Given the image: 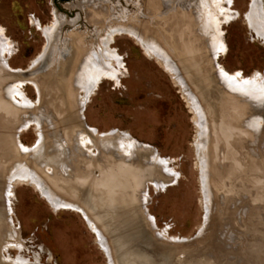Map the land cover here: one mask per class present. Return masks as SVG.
<instances>
[{"label":"rangeland","instance_id":"1","mask_svg":"<svg viewBox=\"0 0 264 264\" xmlns=\"http://www.w3.org/2000/svg\"><path fill=\"white\" fill-rule=\"evenodd\" d=\"M230 3L237 15L219 27L224 54L210 58L204 38L192 33L197 23L189 18L192 0H0V34L8 42L3 54L11 68H27L44 44L30 19L44 25L57 16L46 53L26 76L38 82L40 99L32 84L22 85L27 98L40 100L36 109L51 118L49 124L43 121L47 143L55 135L68 139L83 124L99 132L127 131L169 158L177 173L166 187L154 190L147 181L165 178L143 147L129 161L111 153L86 157L84 177H59V172L54 177L37 169L55 193L82 207L107 236L113 264H264V102L258 110L260 126L248 127L251 108L229 96L214 72L216 63L230 72L264 75V44L243 19L249 0ZM102 9L109 13L99 17ZM116 24L134 26L165 47L205 109L211 155L206 217L193 114L180 88L132 37L113 36L111 45L125 65L117 85L104 80L85 109L78 108L72 85L75 66L103 28ZM18 78L0 68V245L8 238L4 230L10 223L16 232L13 242H21L28 262L110 264L80 213L53 209L32 184L7 176L14 154L4 156L10 152L4 138L9 136L13 150V133L25 145L36 139L32 125L14 132L22 113L17 110L15 116L1 105L3 86ZM216 133L223 139L218 145ZM73 154L74 164L87 165L75 150ZM18 156L30 162L25 154ZM6 203L11 207L9 221ZM17 254L16 249L1 251L0 264H10L2 256L12 259Z\"/></svg>","mask_w":264,"mask_h":264},{"label":"bare ground","instance_id":"2","mask_svg":"<svg viewBox=\"0 0 264 264\" xmlns=\"http://www.w3.org/2000/svg\"><path fill=\"white\" fill-rule=\"evenodd\" d=\"M107 13H109L108 9H102L101 12H99V17H103ZM189 13L190 21H193V19L197 21L192 33L204 38V42L208 45L210 58H216L219 54H224L225 44L221 38L222 29H219V27L221 24L237 15V12L231 8L230 0H192ZM243 19L249 29H251L257 38H259L264 44V1L249 0ZM57 23V16L55 14H53L51 21L44 25L41 24L38 19H30V24L42 33L45 41L41 51L30 60L25 69L11 68L9 66L5 56L6 54H3L8 42L2 37L3 35L0 34V68L6 70L8 74L14 75L19 74L20 72H28L35 68L34 66L39 63L42 56L47 51L50 40L56 30ZM1 32L2 29L0 30V33ZM121 34H127L132 37L147 58L156 60L160 64L163 70L180 88V92L193 114V123L196 128V137L193 145L195 147L196 157L199 164V178L204 199V217H206L210 206L209 198L211 195L208 182V170L211 158L209 143L210 126L205 109L198 95L186 82L185 77L182 76L179 67L171 58L165 47L139 31L134 26L128 24L105 26L102 33L81 56L75 66L74 72L72 73V85L76 88L78 93L75 97L78 108L80 111L85 109L90 97L98 88V85L104 80H110L117 85L119 77L122 76V72L125 71V65L122 57L118 54L117 49L111 44L113 42V36ZM214 66L215 77L222 85L224 91L229 96L242 100V102L246 104L243 106L251 108L253 114H251L250 118L246 119V124L248 127L256 129L260 126V121L262 120L261 116L258 114V110H261L263 107L262 103L264 102V75L258 71H254L250 75H243L240 70L230 72L220 64L215 63ZM25 82L34 86L38 98L40 99V88L36 79H11L8 80L2 88L1 95L4 98V101L1 105L8 111H12L15 116L17 115V110H20L22 113L20 117L23 119L14 132L19 130L22 131L32 125L34 133L36 134V139L32 144L25 145L17 139L16 133H13V150V147H11L9 142V136L4 138L5 144L10 149V152H6L4 156L10 158V155L14 154V158L8 165L10 166V170L8 171L7 176L13 178L20 177L23 181L32 184L53 209L67 208L80 213L94 234L96 243L106 253L110 264H113L111 250L106 240L107 236H104L102 231L95 225L92 218L82 207L55 193L53 189L46 184V181H43L42 177L44 176H42L41 173L44 175L50 173L51 176H54L56 175V172H59V177H84L89 163H87L86 157L89 158L90 156L111 153L112 155L115 154L122 158L123 161H129L135 158V153L139 147L149 149L148 159L159 167L162 177L165 178L164 180L155 178L147 181V184L149 183L153 186L154 190L166 187L170 180L177 177V173L169 165V158L161 156L147 143L140 142L127 131L111 129L107 132H99L96 127L83 124V129L76 126L72 135H70L68 139L62 138V136L58 138L59 136L55 135L53 139L49 141L50 144L47 143L43 132V121L49 124L51 118H49L44 111L36 109L37 103L40 101L38 98L36 100L27 98L22 90V85ZM224 127L225 126H221L217 129H222ZM249 130L252 132L255 131L253 129ZM55 133H57V131ZM215 135L217 136L216 145H218V141L221 142L223 139H221L217 133ZM74 150L81 158H85L84 161H86L87 165H80L78 167L74 164L70 156V154L74 156ZM15 151L18 155L25 154L33 166L30 165V162L26 163L21 156L16 155ZM82 170H85V172H81ZM13 182L15 183L17 180H14ZM140 195L141 193H139V196ZM6 197L8 196L6 195ZM8 204L10 203L5 204V211H7L9 221L11 220V207ZM144 216L149 224H154L153 217L148 212H145ZM4 234H6L8 238L4 239L0 245V252L4 250L9 251V249H16L18 251L16 258L7 259L2 256L4 261L9 262L10 264L35 263L28 262V260L24 258L22 252H24L25 249L21 242H13L16 232L11 228L10 223H8L6 230H4Z\"/></svg>","mask_w":264,"mask_h":264},{"label":"water","instance_id":"3","mask_svg":"<svg viewBox=\"0 0 264 264\" xmlns=\"http://www.w3.org/2000/svg\"><path fill=\"white\" fill-rule=\"evenodd\" d=\"M18 76H20L21 78H26V76H27V72H20V73L18 74ZM197 234H198V233H197V231H196L195 234H194L190 239L196 237Z\"/></svg>","mask_w":264,"mask_h":264}]
</instances>
